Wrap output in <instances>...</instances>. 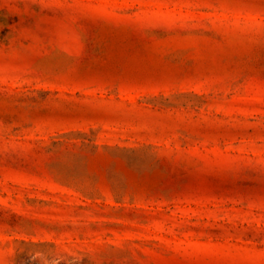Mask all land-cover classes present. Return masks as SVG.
I'll use <instances>...</instances> for the list:
<instances>
[{"label": "rangeland", "instance_id": "1", "mask_svg": "<svg viewBox=\"0 0 264 264\" xmlns=\"http://www.w3.org/2000/svg\"><path fill=\"white\" fill-rule=\"evenodd\" d=\"M0 264H264V0H0Z\"/></svg>", "mask_w": 264, "mask_h": 264}]
</instances>
